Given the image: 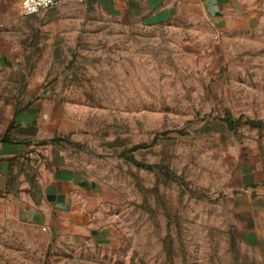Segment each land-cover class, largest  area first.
Instances as JSON below:
<instances>
[{"label":"rangeland","instance_id":"374dc122","mask_svg":"<svg viewBox=\"0 0 264 264\" xmlns=\"http://www.w3.org/2000/svg\"><path fill=\"white\" fill-rule=\"evenodd\" d=\"M243 2L23 16L22 78L0 87L30 101L33 124L11 132L32 147L2 159L19 176L0 264H264V0ZM54 164L82 179L88 217L49 234L23 208Z\"/></svg>","mask_w":264,"mask_h":264},{"label":"crops","instance_id":"0c3cea01","mask_svg":"<svg viewBox=\"0 0 264 264\" xmlns=\"http://www.w3.org/2000/svg\"><path fill=\"white\" fill-rule=\"evenodd\" d=\"M20 1L0 0V80L3 79L4 84L22 78L20 71V66L23 63L21 49L26 46L24 39L26 35L22 33L26 32V28L20 25L24 19L20 13ZM82 3L103 11H117L121 15L129 17L136 16L138 13L153 15L166 11H193L192 7L195 5L202 11H207L217 17L228 11H243L244 9L243 0H84ZM64 4L69 6L77 4V2L70 1ZM19 32L22 34L21 40ZM16 97V90L10 87H0V114L2 110L7 113L5 120L0 116V219L3 210L8 212L7 208L12 206V204L7 206L8 202L2 199L3 195L1 194L11 192L13 187L16 188V180L19 176L15 169L7 170L2 159H7V163L14 162L16 156L25 155L27 148L32 147L30 143L26 146L25 142H18L11 132L13 125L25 126V124L34 122V117H29V112H32L30 101H28L29 104L28 102L22 105L17 104V101H14ZM36 122L39 123V121ZM3 136L7 140L1 141ZM28 140L30 138L25 141ZM32 143L34 146H40L41 148L38 150L41 152L44 150L45 144H37V141L34 140ZM41 178V194L38 204L34 205L35 203L29 195L23 208V214H27L30 225L53 234L60 229H65L70 224L78 225L80 220L88 217V209L80 197L84 187L82 179L74 175L67 166L54 164L51 170L41 169ZM21 180L23 181V178ZM24 186H26L25 192L30 194L28 193L29 184L26 180L22 182V187ZM10 203L12 202L10 201Z\"/></svg>","mask_w":264,"mask_h":264},{"label":"built area","instance_id":"2783aa9c","mask_svg":"<svg viewBox=\"0 0 264 264\" xmlns=\"http://www.w3.org/2000/svg\"><path fill=\"white\" fill-rule=\"evenodd\" d=\"M77 2V3H82L84 0H49L47 4L40 3L39 0H33V3L29 5V7H35V11L29 12L27 7L25 6V0L20 1V13L22 16H31L43 11H46L51 8H55L59 5H62L67 2Z\"/></svg>","mask_w":264,"mask_h":264},{"label":"trees","instance_id":"16d2710c","mask_svg":"<svg viewBox=\"0 0 264 264\" xmlns=\"http://www.w3.org/2000/svg\"><path fill=\"white\" fill-rule=\"evenodd\" d=\"M226 120L229 122V124H233L235 121H233L230 117L229 114H227L226 116ZM262 121L260 120H251L250 123L256 126H259L261 124ZM7 140L5 136L1 137V141H5ZM48 141L47 140H42L37 142V144H46Z\"/></svg>","mask_w":264,"mask_h":264},{"label":"clouds","instance_id":"9594fccd","mask_svg":"<svg viewBox=\"0 0 264 264\" xmlns=\"http://www.w3.org/2000/svg\"><path fill=\"white\" fill-rule=\"evenodd\" d=\"M40 3L47 4L49 0H39ZM33 3V0H25V6L27 7L29 12L35 11V7H29V5Z\"/></svg>","mask_w":264,"mask_h":264}]
</instances>
